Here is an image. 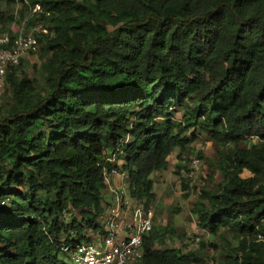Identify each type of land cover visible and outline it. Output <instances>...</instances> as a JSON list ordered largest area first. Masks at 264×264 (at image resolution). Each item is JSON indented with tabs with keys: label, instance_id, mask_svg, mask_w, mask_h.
I'll return each instance as SVG.
<instances>
[{
	"label": "trees",
	"instance_id": "obj_1",
	"mask_svg": "<svg viewBox=\"0 0 264 264\" xmlns=\"http://www.w3.org/2000/svg\"><path fill=\"white\" fill-rule=\"evenodd\" d=\"M28 2L49 15L26 26L49 34L37 78L18 73L23 60L5 77L0 264H73L62 249L103 233L105 159L123 160L131 197L149 201L151 175L192 151L195 128L234 145L194 203L196 227L239 239L225 264H264V0ZM15 23L0 10V33ZM171 233L153 225L132 264H209L162 248Z\"/></svg>",
	"mask_w": 264,
	"mask_h": 264
},
{
	"label": "rangeland",
	"instance_id": "obj_2",
	"mask_svg": "<svg viewBox=\"0 0 264 264\" xmlns=\"http://www.w3.org/2000/svg\"><path fill=\"white\" fill-rule=\"evenodd\" d=\"M21 7L20 0H14L11 4H7L6 0H0V10L14 16L16 23L10 28L13 32L28 17V11H24ZM38 68L39 60L37 55L33 54L23 59L18 73H23L29 78H37ZM9 95L6 92L0 95V106L9 101ZM172 113L176 120H179L183 114L181 109H174ZM191 131L195 134L192 151L179 158V151L175 149L170 158L169 168L151 175L154 198L146 201L145 205L152 213L153 225L167 226L172 231L167 235L162 248H176L183 253H195L205 263L225 264L226 257L237 247L239 239L223 230L216 234L207 231L200 234L201 230L195 225L194 203L201 189H215L221 183L222 177L217 169L220 152L230 151L234 145L227 144L222 149L199 129H190L189 132ZM248 144V139L239 143L240 146H248ZM194 157L200 159L201 167L197 176L190 179L186 175ZM90 233L92 234L91 231L87 234ZM198 236L200 240L194 245L193 239Z\"/></svg>",
	"mask_w": 264,
	"mask_h": 264
},
{
	"label": "built area",
	"instance_id": "obj_3",
	"mask_svg": "<svg viewBox=\"0 0 264 264\" xmlns=\"http://www.w3.org/2000/svg\"><path fill=\"white\" fill-rule=\"evenodd\" d=\"M23 3L29 7L28 17L24 19L20 27L10 33L6 30L0 33V95L4 91V82L8 70L19 64L21 60L36 54L40 43L38 38L49 34L48 28L42 23L27 27L26 21L38 14L49 15L39 4L29 5L28 0ZM116 156L106 158L104 164H112ZM201 167L199 158L191 159L187 178L194 179ZM104 184L110 190L111 204L101 216L103 233L98 231L90 233L91 242L83 243L71 248L64 247L67 258L73 264H132L142 258V241L153 227L152 213L146 207V201L136 198L127 206L125 198V183L114 187L112 178H118L122 182H129L128 173L119 170L116 166L103 168ZM5 204L0 201V206ZM205 231L201 230L200 234ZM199 236L193 239L197 245ZM255 241L264 242V232H257Z\"/></svg>",
	"mask_w": 264,
	"mask_h": 264
},
{
	"label": "crops",
	"instance_id": "obj_4",
	"mask_svg": "<svg viewBox=\"0 0 264 264\" xmlns=\"http://www.w3.org/2000/svg\"><path fill=\"white\" fill-rule=\"evenodd\" d=\"M112 165L118 167L119 170L124 171V172L127 173V171L122 168L123 165H124V161L123 160L115 159V161L112 163ZM111 183H112V185L114 187L122 186V184L125 183V186H126V188H125V193H126L125 198L127 200V206L130 207V205L132 204V199H133L131 197V195H130V183L128 181L127 182L126 181L122 182L118 178H112L111 179ZM111 200H112V198H111V195H110V190L105 185V188L103 190V203H102L103 208H104V212L106 211V208L111 204ZM104 212H103V214H104Z\"/></svg>",
	"mask_w": 264,
	"mask_h": 264
}]
</instances>
